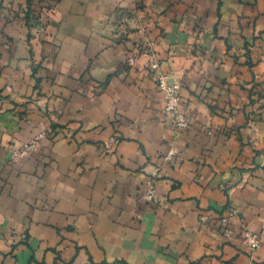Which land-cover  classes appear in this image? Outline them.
I'll return each mask as SVG.
<instances>
[{"label": "crops", "instance_id": "1", "mask_svg": "<svg viewBox=\"0 0 264 264\" xmlns=\"http://www.w3.org/2000/svg\"><path fill=\"white\" fill-rule=\"evenodd\" d=\"M0 264H264V0H0Z\"/></svg>", "mask_w": 264, "mask_h": 264}, {"label": "built area", "instance_id": "2", "mask_svg": "<svg viewBox=\"0 0 264 264\" xmlns=\"http://www.w3.org/2000/svg\"><path fill=\"white\" fill-rule=\"evenodd\" d=\"M134 57L127 58L128 64H133ZM154 81L158 91L163 96L162 114L164 119L171 118L172 124L177 129H186L189 126L188 116L180 109V85L178 82L168 78L166 74L156 72L154 75ZM45 136V133L41 132L30 138L23 143L19 149L13 152V157H21L27 155L33 151L37 146L41 138ZM143 197L147 201H151L156 197V184L154 180H149L144 185ZM236 214L235 210L230 209L227 216L220 218V222L223 225V232L229 234L231 230L227 228L226 224L230 215ZM242 243L246 247L247 251L253 252L260 246L259 235L249 230L246 226L241 225Z\"/></svg>", "mask_w": 264, "mask_h": 264}]
</instances>
